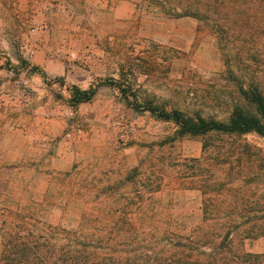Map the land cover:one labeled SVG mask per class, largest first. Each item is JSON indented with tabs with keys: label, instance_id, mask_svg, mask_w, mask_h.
<instances>
[{
	"label": "rangeland",
	"instance_id": "374dc122",
	"mask_svg": "<svg viewBox=\"0 0 264 264\" xmlns=\"http://www.w3.org/2000/svg\"><path fill=\"white\" fill-rule=\"evenodd\" d=\"M123 1L122 25L101 15L99 37L62 43L60 70L39 71L44 88L7 94L0 263L30 241L32 262L50 246L56 258L206 260L227 234L264 255V139L181 138L148 108L217 122L237 108L257 115L244 88L264 100V0Z\"/></svg>",
	"mask_w": 264,
	"mask_h": 264
},
{
	"label": "crops",
	"instance_id": "0c3cea01",
	"mask_svg": "<svg viewBox=\"0 0 264 264\" xmlns=\"http://www.w3.org/2000/svg\"><path fill=\"white\" fill-rule=\"evenodd\" d=\"M114 1L0 0V112H6L7 101L5 99L8 97L7 94L11 95V90L14 87L20 90L24 88L22 84L30 81L36 84L37 89L44 88V81L39 82V73L60 70L59 58H62L60 52L62 43L68 41L69 47H78L75 44L76 34H82L85 37H99L98 33L101 32V26L104 25L100 18L101 15H109L113 18V23L122 25L124 23L123 16L119 18L118 14L115 16L113 13L115 6L119 7V0H116V4ZM120 1L124 2L123 0ZM95 27L98 28L97 32L94 31ZM76 54L77 52L71 53L69 51L68 58L71 56L75 58ZM7 65L12 66L13 71L17 73L13 80L8 74ZM54 65L56 69L53 68ZM16 84L20 86H16ZM31 86L33 85L31 84ZM258 88L252 84L246 86L244 90L251 95L257 94L255 89ZM248 99L253 102L249 96ZM254 104L258 111L255 116L262 118L257 104ZM234 112H232L229 120ZM3 123L6 124L4 118L0 119V131L5 129ZM249 135L264 139L257 133L242 136L247 137ZM9 145L10 143L1 144V152H8ZM261 149L258 152L264 151ZM60 160L63 159L60 157L52 158L53 163Z\"/></svg>",
	"mask_w": 264,
	"mask_h": 264
},
{
	"label": "trees",
	"instance_id": "16d2710c",
	"mask_svg": "<svg viewBox=\"0 0 264 264\" xmlns=\"http://www.w3.org/2000/svg\"><path fill=\"white\" fill-rule=\"evenodd\" d=\"M94 95L95 91L77 92L75 95L76 102L90 101ZM250 98L257 104L262 118L249 113L247 114L241 109H237L228 122H217L213 120L208 121L201 117L189 118L179 111L170 113L162 108L152 106L148 108L154 115L162 120L174 122L179 127L177 136L181 138L187 136H204L214 132L229 136H242L249 133H257L264 137V100L258 94ZM234 241L227 234L223 242L216 247V251L208 255L206 260L193 259L192 255H188L186 252H176L170 257L145 259L146 261L142 260V262L131 260L120 262L114 258L90 261V259L86 257L87 254L82 251H76L73 256L62 253L60 258H56L57 252L52 249V246L49 248L46 247L45 250L47 251L43 253H49V256H46L44 259L41 257L36 258V260L32 262L30 261V255L35 247L31 246L33 241H30L28 244L15 243L7 264H264L263 254L242 252L234 247ZM37 246L39 247V245ZM35 254L38 255L39 253L35 252ZM21 256L26 259H19Z\"/></svg>",
	"mask_w": 264,
	"mask_h": 264
}]
</instances>
